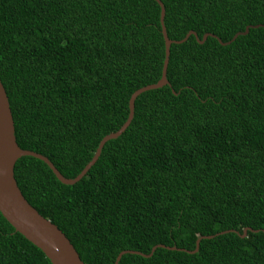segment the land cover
I'll use <instances>...</instances> for the list:
<instances>
[{
    "label": "trees",
    "instance_id": "obj_1",
    "mask_svg": "<svg viewBox=\"0 0 264 264\" xmlns=\"http://www.w3.org/2000/svg\"><path fill=\"white\" fill-rule=\"evenodd\" d=\"M160 2L170 40L214 36L170 44L167 84L135 97L79 180L21 156L15 182L83 264L123 250L137 254L117 264H264V0ZM163 56L155 0H0L15 142L66 178L158 80ZM157 244L177 249L148 255ZM0 264L51 263L0 214Z\"/></svg>",
    "mask_w": 264,
    "mask_h": 264
},
{
    "label": "water",
    "instance_id": "obj_2",
    "mask_svg": "<svg viewBox=\"0 0 264 264\" xmlns=\"http://www.w3.org/2000/svg\"><path fill=\"white\" fill-rule=\"evenodd\" d=\"M159 6V24L160 32L163 39V60L160 71V77L154 83L147 84L135 89L127 100V116L124 122L119 128L113 132L104 135L98 142L92 157L83 166L80 172L73 178H66L62 176L53 164L43 155L36 153L32 150L21 149L15 142L13 121L10 113L8 99L5 94L4 88L0 82V214L1 216L11 225L15 232L20 233L25 239L36 246L51 264H83L80 260L77 252L73 248L72 244L68 241L66 236L61 232L60 229L48 219L41 216L22 196L13 176V165L17 158L21 156H32L43 161L48 168L52 171L57 180L63 184H73L79 180L88 168L96 161L97 156L100 153V149L104 142L108 139L117 137L129 124L133 115V102L135 97L143 91L158 88L162 85L167 84L165 78V71L168 61L169 46L171 43H179L184 41L190 34H192L198 43H201L206 36H214L210 33L202 34L201 38L198 39L195 32L189 30L186 32L184 37L180 40H170L165 32L163 25L164 9L160 0H155ZM264 25H255L254 27ZM244 29V32H246ZM242 32V33H244ZM239 32H236L230 40H233ZM222 43L219 39H217ZM229 42V41H228ZM226 43V42H224ZM249 228H243L241 233L236 232L239 236L244 237ZM256 231V230H255ZM225 232V231H222ZM218 232V233H222ZM213 235L202 236L203 238H209ZM200 238L195 240V246L192 250H184L186 252H194L197 250L198 242ZM166 247L168 249H177L175 246H165L157 244L153 246L148 253L156 247ZM183 250V249H180ZM123 253H135L136 251L123 250L119 252L112 264H117L120 256ZM147 256V255H145Z\"/></svg>",
    "mask_w": 264,
    "mask_h": 264
}]
</instances>
